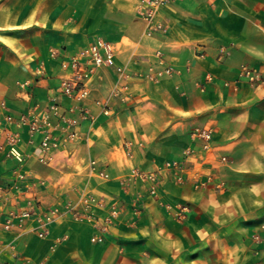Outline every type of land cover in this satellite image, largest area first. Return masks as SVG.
<instances>
[{"label": "crops", "instance_id": "crops-1", "mask_svg": "<svg viewBox=\"0 0 264 264\" xmlns=\"http://www.w3.org/2000/svg\"><path fill=\"white\" fill-rule=\"evenodd\" d=\"M137 1L0 0V101L16 119L0 114V124L18 134L17 155L0 150V264H264V0H172L152 34ZM98 37L113 45V63L94 72L82 102L61 95L62 59ZM119 70L140 76L124 82ZM123 83L101 113L95 100ZM51 103L77 125L66 139L48 113L57 146L46 164L41 134L17 119ZM203 126L211 154L192 135ZM172 159L182 170L164 165ZM134 167L159 170L156 196L127 179ZM28 202L30 216L5 229ZM50 207L59 215L39 237L35 217Z\"/></svg>", "mask_w": 264, "mask_h": 264}, {"label": "built area", "instance_id": "built-area-1", "mask_svg": "<svg viewBox=\"0 0 264 264\" xmlns=\"http://www.w3.org/2000/svg\"><path fill=\"white\" fill-rule=\"evenodd\" d=\"M172 0H138L136 4L137 13L145 21V33L152 34L164 30L163 23L155 21V14L160 6L171 2ZM115 49L113 45L104 40L103 38H96L92 40L87 46L78 50L68 58H64L61 61V67L64 70V74L59 81V93L67 96L74 101L82 102L88 95V82L94 72L101 66L111 65L114 61ZM155 55L159 56V51L155 52ZM170 67H166L164 72L169 73ZM159 72H157L158 74ZM241 75L245 76L248 81L255 83L260 79L259 72L252 67H243L241 69ZM140 76L136 72L128 73L123 70H119V79L124 82H128L131 77ZM146 78L152 79L156 75L154 73H147ZM125 83L114 85L111 90V94L108 97L98 98L95 103L99 106L101 113L110 114L111 112V99L118 96L121 93V88ZM5 105L3 101H0V114L6 123L16 121L15 117L5 111ZM73 107H69V111L73 110ZM79 110L83 118L90 117L88 110L85 106L79 105ZM49 112L57 115L59 121H61L63 128L66 130V139H73L76 136L74 130L77 125V119L73 117H67L64 112H60L57 103H51L47 109L38 112H29L22 114L17 121L26 122L28 125V134L32 136L34 133L39 132L41 134L38 146L37 159L41 163L48 164L52 160L53 149L57 146V141L53 137V128L55 125L49 117ZM0 150L5 149V155L12 156L17 155L15 144L18 140V134L11 132L9 129L2 127L0 124ZM192 135L200 140V147L204 151L212 152V130L210 127H195L192 131ZM192 148H187L185 156L194 154ZM186 159V158H185ZM226 157L220 156V161H225ZM166 167L182 170L183 162L179 159L168 160L164 164ZM88 169L90 172H95L99 177H105L106 172L96 167V161L90 159L88 162ZM160 172L158 169L154 170H142L139 168H132L130 174L127 177L128 180L139 179L145 182L148 187L147 191L149 195L156 196L158 194V187L160 183ZM179 177V176H178ZM90 201H95L90 197ZM97 202V201H96ZM34 208L33 203L28 202L25 207H22L16 211L9 212L3 219V227L9 229L13 224L20 225L22 221L29 217ZM75 214V212H74ZM59 215V210L56 207H50L42 211L39 216L35 217V225L33 230L39 237H43L48 230L49 224ZM76 215V214H75ZM16 219V222L14 221ZM91 241L100 242L102 236L98 233L91 236Z\"/></svg>", "mask_w": 264, "mask_h": 264}, {"label": "rangeland", "instance_id": "rangeland-1", "mask_svg": "<svg viewBox=\"0 0 264 264\" xmlns=\"http://www.w3.org/2000/svg\"><path fill=\"white\" fill-rule=\"evenodd\" d=\"M260 79H261V77H260ZM260 79H259V80H260ZM259 80H258L257 82H259ZM249 82H250V81H249ZM257 82H255V83H257ZM251 83H252V82H251ZM209 153L211 154V153H213V151H212V152H209ZM225 157H226V156H225ZM226 159H227V157H226ZM225 161H226V160H225ZM159 175H160V174H159ZM159 177H160V176H159ZM147 192H148V191H147ZM148 194H149V193H148ZM181 205H183V204H181Z\"/></svg>", "mask_w": 264, "mask_h": 264}]
</instances>
